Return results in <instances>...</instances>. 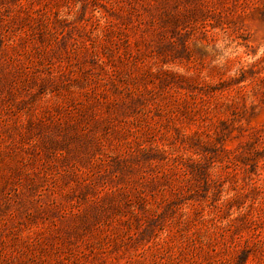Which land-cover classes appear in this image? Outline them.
<instances>
[{
  "label": "rangeland",
  "instance_id": "1",
  "mask_svg": "<svg viewBox=\"0 0 264 264\" xmlns=\"http://www.w3.org/2000/svg\"><path fill=\"white\" fill-rule=\"evenodd\" d=\"M0 264H264V0H0Z\"/></svg>",
  "mask_w": 264,
  "mask_h": 264
}]
</instances>
